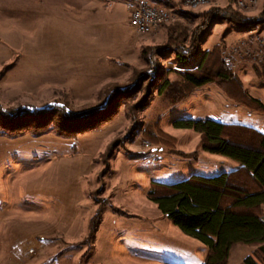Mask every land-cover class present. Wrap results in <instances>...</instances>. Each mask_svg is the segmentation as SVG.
Returning a JSON list of instances; mask_svg holds the SVG:
<instances>
[{"label":"rangeland","instance_id":"1","mask_svg":"<svg viewBox=\"0 0 264 264\" xmlns=\"http://www.w3.org/2000/svg\"><path fill=\"white\" fill-rule=\"evenodd\" d=\"M148 1L176 19L140 36L123 0H0V130L38 127L26 117L38 115L23 109L47 110L40 124L51 118L52 127L65 125V112L97 111L69 117L80 128L112 115L75 138L52 127L0 132V264H204L208 248L147 194L153 182L238 167L203 150L200 135L175 129V121L264 134V3L242 12L226 2L187 9ZM231 11L251 26L222 21ZM177 51L191 62H178ZM207 52L208 70L230 78L187 86L182 73ZM258 214L264 219V206ZM255 250L234 247L228 264H244Z\"/></svg>","mask_w":264,"mask_h":264},{"label":"trees","instance_id":"2","mask_svg":"<svg viewBox=\"0 0 264 264\" xmlns=\"http://www.w3.org/2000/svg\"><path fill=\"white\" fill-rule=\"evenodd\" d=\"M233 9L238 10L235 7ZM221 20L237 26H251L248 24L250 20L237 12L226 13L221 16ZM180 31L175 30L177 44L183 38ZM209 54V52L204 54L199 62L192 64L191 68L182 73V80L187 86L201 88L215 79L230 78L219 70L214 71V74L208 70L206 61ZM176 57L182 64L191 62L190 55L186 56L180 51L176 52ZM221 66L224 71L228 70L224 60H221ZM167 88L168 83H165L161 90ZM22 111L30 115L36 113L37 117L34 115L26 117L34 125L38 123L39 126L20 127L16 130L2 128L0 132L3 136H18L32 128L34 133H38L53 126L51 118L45 121L46 124H40L45 119L44 114H47V110ZM94 112L97 111L92 109L83 113L65 112L63 114L65 125H61L57 120L56 127L52 129L62 133L60 137L75 138L79 134L97 129L112 116L109 114L104 118H97L93 123L83 122L81 128L79 123L70 120L87 117ZM64 126L74 128L69 130ZM173 127L193 130L200 135L203 150L228 158L237 163L238 167L229 173L212 178L191 176L174 185L153 182L147 194L148 198L184 235L203 243L208 248L204 264H228L231 250L236 246L256 248L252 256L244 260V264H260V256L264 257V219L258 214V210L264 206V134L247 126L222 124L210 120L175 121ZM65 131H69L68 134Z\"/></svg>","mask_w":264,"mask_h":264},{"label":"built area","instance_id":"3","mask_svg":"<svg viewBox=\"0 0 264 264\" xmlns=\"http://www.w3.org/2000/svg\"><path fill=\"white\" fill-rule=\"evenodd\" d=\"M125 2L126 11L129 14V23L133 31L137 35H144V31L153 33L159 26H164L176 18H169L164 10H160L158 5L142 4L134 2V0H123ZM206 0H187V6H193ZM219 3L226 2L234 7V0H214ZM256 0H241V6H254ZM178 2V0H176Z\"/></svg>","mask_w":264,"mask_h":264},{"label":"bare ground","instance_id":"4","mask_svg":"<svg viewBox=\"0 0 264 264\" xmlns=\"http://www.w3.org/2000/svg\"><path fill=\"white\" fill-rule=\"evenodd\" d=\"M176 1V0H174ZM134 2H141L142 4H151L148 0H134ZM179 3H181L183 5V7H186L187 9H196L199 7H205V6H210L213 4H216L217 2H215L214 0H206L205 2H201V3H197L193 6H187V0H178ZM264 3V0H256L254 2V6H241V0H234V7L236 9H238L239 11H246V12H250V11H254L257 10L261 4ZM166 12V11H165ZM166 14H168L169 18H176L173 14H171L170 12H166ZM161 26H159L160 28ZM147 34H151V31H144V35ZM149 75V74H148Z\"/></svg>","mask_w":264,"mask_h":264},{"label":"crops","instance_id":"5","mask_svg":"<svg viewBox=\"0 0 264 264\" xmlns=\"http://www.w3.org/2000/svg\"><path fill=\"white\" fill-rule=\"evenodd\" d=\"M160 7V6H159Z\"/></svg>","mask_w":264,"mask_h":264}]
</instances>
